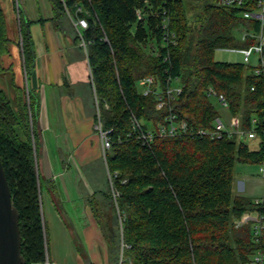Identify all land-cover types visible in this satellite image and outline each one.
Listing matches in <instances>:
<instances>
[{
	"label": "trees",
	"instance_id": "16d2710c",
	"mask_svg": "<svg viewBox=\"0 0 264 264\" xmlns=\"http://www.w3.org/2000/svg\"><path fill=\"white\" fill-rule=\"evenodd\" d=\"M47 1L57 17L64 16L66 8L86 20L82 31L86 62L99 118L104 128L111 129L106 167L118 192L116 208L122 219L119 238L106 184V207L115 223L110 234L100 222L108 263L117 262L120 249L121 264H247L252 253L264 255V233L254 237L251 221L233 225L247 211L264 221V187L257 198L232 193L234 163L264 159L263 134L258 131L257 147L249 149L234 135L209 139L194 132L209 129L216 115H239L244 126L252 116L264 123L260 113L264 71L251 75L242 63L213 58L216 49L249 43L240 40L245 22L236 9L217 0H65L64 5L60 0ZM76 6L81 11L75 12ZM164 20L174 44L162 40ZM20 34L27 65L29 43L21 25ZM74 38L77 41L75 34ZM7 42L0 9V54ZM148 75L159 90L176 79L179 94L156 107V93L142 95L137 84ZM208 89L223 96L225 110L215 108ZM29 105L24 93L19 91L13 104L0 90V163L18 212L23 264H45L37 142ZM169 114L174 122L185 121L193 132L157 135ZM131 116L142 131L153 134L147 145L136 138Z\"/></svg>",
	"mask_w": 264,
	"mask_h": 264
},
{
	"label": "crops",
	"instance_id": "0c3cea01",
	"mask_svg": "<svg viewBox=\"0 0 264 264\" xmlns=\"http://www.w3.org/2000/svg\"><path fill=\"white\" fill-rule=\"evenodd\" d=\"M0 9L8 39L0 90L13 104L19 91L31 102L45 264H108L100 226H110L106 180L84 52L66 15L55 16L47 0H0ZM20 25L29 43L27 65Z\"/></svg>",
	"mask_w": 264,
	"mask_h": 264
},
{
	"label": "built area",
	"instance_id": "2783aa9c",
	"mask_svg": "<svg viewBox=\"0 0 264 264\" xmlns=\"http://www.w3.org/2000/svg\"><path fill=\"white\" fill-rule=\"evenodd\" d=\"M64 5L65 0H60ZM217 3L223 7L236 9L237 15L241 21L245 24L239 29V36L241 41H249L243 47H228L223 48L225 50L238 52L241 55V63L248 69L251 75H258L264 71V0H217ZM65 15L70 21L75 35L77 37V43L82 48L84 56L86 59V42L83 39L82 31L86 27V20L84 17H78L75 14L72 16L64 8ZM81 11L80 6L75 7V12ZM136 15L139 17L138 11ZM161 36L165 43L174 44V35L168 32L166 29V21L161 23ZM254 55L256 59V64L250 66L249 58ZM89 70V67H88ZM172 85L167 86L164 90L156 89V83L153 76H144L137 80V84L140 86V92L142 95H148L151 92L156 93V107H160L165 104L166 100L174 99L180 92V85L176 79H173ZM172 81V80H171ZM89 82L92 92V102L94 110V123L93 129L99 140V154L100 158L104 164V171L107 176L108 188L110 191V196L112 202L115 206L118 223L121 224V216L119 215L116 208V198L118 192L113 187L112 173L107 170L106 167V155L109 152L111 145V129L104 128L102 126L101 120L99 118V111L97 106V98L93 91V86L90 79ZM208 93L214 96L215 101L218 104L220 110H225L227 108V103L221 94H216L212 89H208ZM165 98V99H164ZM262 117L264 118V107L260 111ZM167 123L165 125L158 126L157 135L159 136H179L187 135L193 132V129L188 127L185 121L174 122L173 115L169 114L166 116ZM260 121L256 116H252L247 125H243L239 115H230L225 118L221 115H216L211 121V126L209 129L198 128L194 132L200 136H207L209 139H219L222 137L229 138L231 136H236L238 139L244 141L249 139H256L258 131L264 136V123L260 124ZM131 125L135 131L136 138L142 143L148 144L153 136L150 131H142L140 129L138 121L131 116ZM258 141V140H257ZM263 153H264V138H263ZM259 173L261 178L264 180V159L259 163ZM261 199H255L254 202H258ZM246 221H251L252 223V234L254 237L259 236L264 233V227L262 226V216L256 212H244L239 218L233 221L234 226H239ZM122 243H120V247ZM121 249L118 255L117 264H121ZM247 264H264V255L260 251H256L250 255Z\"/></svg>",
	"mask_w": 264,
	"mask_h": 264
},
{
	"label": "rangeland",
	"instance_id": "374dc122",
	"mask_svg": "<svg viewBox=\"0 0 264 264\" xmlns=\"http://www.w3.org/2000/svg\"><path fill=\"white\" fill-rule=\"evenodd\" d=\"M213 58L218 61L241 63L240 53L225 50V49H216L214 51ZM249 62H250V66H254V64H256V59L254 55H251V57L249 58ZM2 83L7 84L5 80H3ZM3 89L8 95H10V92L8 90H5V88ZM212 101L215 105V108L218 109L217 102L215 100H212ZM246 142H247L249 149H255L257 147L256 139H249V140H246ZM102 165L104 169L103 162H102ZM232 171H233V181H232V193L233 194L238 193V194H243L249 197H260L262 195L263 187H264V180L261 178L260 173H259V163L235 162ZM104 174H105V171H104ZM105 180H106V184L108 185L106 174H105ZM106 214H107V218H106L107 220L105 221V224L106 222L110 224V226L106 230H109L111 234V232L115 231V227H114L115 223L113 221L112 213L109 209L107 210ZM262 226L264 227V221H262ZM118 229H119L118 234L120 238V230H121L120 224H118ZM116 232H117V229H116ZM112 264H117V262L116 263L114 262Z\"/></svg>",
	"mask_w": 264,
	"mask_h": 264
},
{
	"label": "water",
	"instance_id": "95a60500",
	"mask_svg": "<svg viewBox=\"0 0 264 264\" xmlns=\"http://www.w3.org/2000/svg\"><path fill=\"white\" fill-rule=\"evenodd\" d=\"M18 212L12 205L10 190L0 163V264H23L20 254Z\"/></svg>",
	"mask_w": 264,
	"mask_h": 264
}]
</instances>
